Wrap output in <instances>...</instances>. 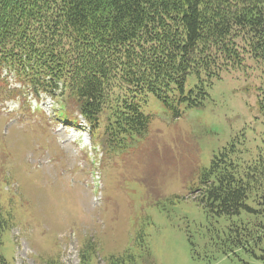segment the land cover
Masks as SVG:
<instances>
[{
    "label": "rangeland",
    "instance_id": "obj_1",
    "mask_svg": "<svg viewBox=\"0 0 264 264\" xmlns=\"http://www.w3.org/2000/svg\"><path fill=\"white\" fill-rule=\"evenodd\" d=\"M8 81L17 92L0 89V179L9 175L3 198L14 222L0 252L9 264H264L260 249L219 242L195 199L214 155L242 165L264 158V71L253 59L212 80L202 107L150 95L147 132L103 155L96 179L83 118L66 125L50 99L37 103Z\"/></svg>",
    "mask_w": 264,
    "mask_h": 264
},
{
    "label": "trees",
    "instance_id": "obj_2",
    "mask_svg": "<svg viewBox=\"0 0 264 264\" xmlns=\"http://www.w3.org/2000/svg\"><path fill=\"white\" fill-rule=\"evenodd\" d=\"M248 58L264 71V0H0V89L11 74L57 96L106 147L147 132L150 95L202 107L212 80ZM2 177L0 247L14 223ZM196 191L219 242L264 252V158L214 155ZM0 264H9L1 252Z\"/></svg>",
    "mask_w": 264,
    "mask_h": 264
}]
</instances>
